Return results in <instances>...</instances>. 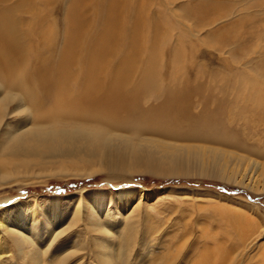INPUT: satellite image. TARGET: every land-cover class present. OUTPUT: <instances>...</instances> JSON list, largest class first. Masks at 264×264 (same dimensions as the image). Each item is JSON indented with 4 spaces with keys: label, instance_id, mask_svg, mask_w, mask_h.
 Returning <instances> with one entry per match:
<instances>
[{
    "label": "rangeland",
    "instance_id": "obj_1",
    "mask_svg": "<svg viewBox=\"0 0 264 264\" xmlns=\"http://www.w3.org/2000/svg\"><path fill=\"white\" fill-rule=\"evenodd\" d=\"M73 1L0 0V264H102L101 244L111 264H264V190L236 183L264 182V0H132L143 33L160 35L129 75L138 111L44 119L38 73L60 74ZM85 69L72 68L83 82L72 87L88 83ZM177 92L155 114L167 118L151 115ZM8 127L28 149L8 148ZM78 129L101 138L74 140ZM56 131L74 142L46 139ZM117 187L155 194L126 212ZM14 201L32 221V258L19 255Z\"/></svg>",
    "mask_w": 264,
    "mask_h": 264
},
{
    "label": "bare ground",
    "instance_id": "obj_2",
    "mask_svg": "<svg viewBox=\"0 0 264 264\" xmlns=\"http://www.w3.org/2000/svg\"><path fill=\"white\" fill-rule=\"evenodd\" d=\"M131 3L132 0L73 1L69 17L71 27L67 28L66 34H64L65 47L68 45L73 47L67 49L68 52L61 58L60 64H62V66L60 67V74L56 79H53L52 72L48 73L51 70V65L49 64H46L44 68H40L44 72L38 73L39 77L44 80V91H39V96L34 102L35 109L41 110V105L37 103V100L39 98L44 99V119L46 117V111L50 113L53 112L54 115H49L50 117H64L68 113L82 112V110H88L89 108H93L97 111L113 112L115 114L113 115L114 117L120 116L123 113L134 115V113L138 111L136 105H138L137 98L139 91L137 87H134V90H132V87L128 84L130 83L129 75L136 67V59L139 58L141 52L146 50L144 48L145 45L149 46V49H157L155 44L159 41L160 35L157 33L155 36H152L150 30L148 31L149 34L148 32L143 33L142 27L144 25L143 16H145V10L141 9L136 11ZM88 7H92L93 11H90ZM90 13L94 15L91 22L89 18ZM154 23L155 27H157L156 20ZM88 26H91L90 30L87 29ZM156 29L159 31L158 27ZM70 32L71 40L68 39L67 41L66 37ZM153 56L154 54H152V57ZM111 58H114L113 65L109 63ZM74 66L79 70L78 76H81L82 69L88 68L82 72L83 77L88 76V83L86 85L72 87V84H83L82 78L72 73V68ZM127 72L129 73L127 74ZM110 80H112L113 83L109 86ZM73 89L76 91H73ZM158 89L159 88L156 87L153 91L156 92ZM95 92H97V94H94ZM161 92H163V89L158 92V95ZM170 92L171 90L168 93ZM179 94L180 92H177V94L171 93L164 96L166 99L163 100L160 108L155 112L151 111V115H155L160 109H166L169 106L175 105L178 99L182 98V95L177 97ZM113 96L116 98L114 104L112 106H106V101H110ZM90 101L91 103L87 105ZM49 103L51 107L46 109V104ZM182 111L183 109L181 105L179 113H182ZM26 113L27 112H21V117L26 115ZM168 115L167 112L160 116H155L163 119L167 118ZM5 131L7 132L5 134V136H7L5 139L8 140V148H13L17 143H21L22 150L28 149L26 135L23 136L19 133H15L9 127L6 128ZM86 131L87 130L80 131L78 129V131L76 130L75 132H72L74 134L71 133L72 138L74 137L73 135H85L88 138L97 137V139L101 138L98 134ZM64 132L65 131L50 132L46 134V139L53 137H55L54 140L57 137V139H59V136L61 135V138L64 136V141L67 140V137L68 139L71 138L69 133ZM42 135V133L35 134L38 138H41ZM82 139L78 138V140ZM74 140H77L76 136L74 137ZM74 140L70 139L66 142H74ZM47 141L49 140H46V142ZM104 142L106 143V141ZM104 142L101 141L99 143ZM208 150L215 151L216 149ZM258 164L259 166H262V163ZM192 170L194 171V169ZM236 183L244 185L251 190H264L260 185V183L264 184L263 181L254 182L250 180L249 182H246L245 180H239L236 181ZM116 189V195L114 194L116 196V201L120 209L126 212L135 201L140 199H151L155 194V191H148L144 187H130L126 189L117 187ZM105 194L109 195V193ZM101 198L100 201L102 202L107 200L106 197L103 199ZM6 203L11 204L10 201H7ZM13 205H15V208L16 206L18 208H16L17 215L23 213L22 206L16 201L13 202ZM96 222L95 227L97 228V231L105 232L109 235V231L106 227H103L100 220H96ZM31 223L32 221L30 218L19 215L15 217V223L12 224V227L15 226L23 231L20 232V230H16L15 233L18 249H20L19 255L21 257L32 258L35 255L33 253L34 249H30L32 246V237L34 235V233H30ZM5 226L6 221L4 222L1 220L0 229ZM101 248L102 253L100 259L102 264H111V261L107 256L108 254L105 253L106 250H109V246L107 244H101ZM35 264H42V262L37 260Z\"/></svg>",
    "mask_w": 264,
    "mask_h": 264
}]
</instances>
